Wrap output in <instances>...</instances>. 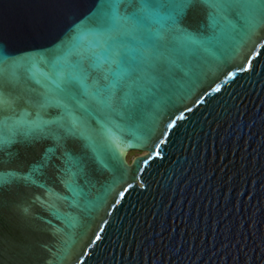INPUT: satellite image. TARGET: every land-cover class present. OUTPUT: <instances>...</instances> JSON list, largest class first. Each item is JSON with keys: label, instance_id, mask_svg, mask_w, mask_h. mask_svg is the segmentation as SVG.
<instances>
[{"label": "water", "instance_id": "water-1", "mask_svg": "<svg viewBox=\"0 0 264 264\" xmlns=\"http://www.w3.org/2000/svg\"><path fill=\"white\" fill-rule=\"evenodd\" d=\"M0 83V264H264V0H0Z\"/></svg>", "mask_w": 264, "mask_h": 264}, {"label": "rangeland", "instance_id": "rangeland-1", "mask_svg": "<svg viewBox=\"0 0 264 264\" xmlns=\"http://www.w3.org/2000/svg\"><path fill=\"white\" fill-rule=\"evenodd\" d=\"M147 152H130L127 156L128 162L131 163L136 157L145 155Z\"/></svg>", "mask_w": 264, "mask_h": 264}, {"label": "snow or ice", "instance_id": "snow-or-ice-1", "mask_svg": "<svg viewBox=\"0 0 264 264\" xmlns=\"http://www.w3.org/2000/svg\"><path fill=\"white\" fill-rule=\"evenodd\" d=\"M194 2V0H193ZM0 89H2V83H0ZM6 102L4 94L2 90H0V106H2Z\"/></svg>", "mask_w": 264, "mask_h": 264}, {"label": "flooded vegetation", "instance_id": "flooded-vegetation-1", "mask_svg": "<svg viewBox=\"0 0 264 264\" xmlns=\"http://www.w3.org/2000/svg\"><path fill=\"white\" fill-rule=\"evenodd\" d=\"M128 160V159H127Z\"/></svg>", "mask_w": 264, "mask_h": 264}]
</instances>
